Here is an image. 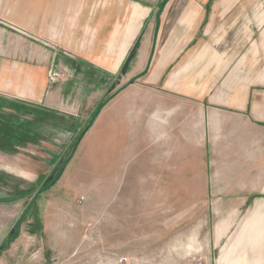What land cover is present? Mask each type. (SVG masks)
Returning <instances> with one entry per match:
<instances>
[{
	"label": "crops",
	"instance_id": "0c3cea01",
	"mask_svg": "<svg viewBox=\"0 0 264 264\" xmlns=\"http://www.w3.org/2000/svg\"><path fill=\"white\" fill-rule=\"evenodd\" d=\"M102 3L60 0L50 16L0 0V149L47 163L56 114L66 133L86 126L64 172L104 180L108 195H188L200 180L196 194L264 196V11ZM253 239L259 264L264 237Z\"/></svg>",
	"mask_w": 264,
	"mask_h": 264
},
{
	"label": "rangeland",
	"instance_id": "374dc122",
	"mask_svg": "<svg viewBox=\"0 0 264 264\" xmlns=\"http://www.w3.org/2000/svg\"><path fill=\"white\" fill-rule=\"evenodd\" d=\"M102 1L79 0V5L100 9ZM191 1L181 13L264 11V0ZM32 2L50 16L60 13V0ZM58 117L50 118V145L34 150L45 153L47 163L26 158L24 148L0 149V198L33 187L39 191L31 206L30 199L0 204V264H248L249 242L264 237L262 195H200L196 192L206 181L194 180V193L188 195L111 196L104 180L81 178L65 168L55 184L42 190L40 178L57 175L85 133L84 125L69 133L60 130ZM18 220L17 235L11 237ZM260 251L258 263L264 264V247Z\"/></svg>",
	"mask_w": 264,
	"mask_h": 264
},
{
	"label": "trees",
	"instance_id": "16d2710c",
	"mask_svg": "<svg viewBox=\"0 0 264 264\" xmlns=\"http://www.w3.org/2000/svg\"><path fill=\"white\" fill-rule=\"evenodd\" d=\"M2 133H0V134H2ZM3 134L7 135L6 132L3 133ZM0 139H1V141L6 142L8 144V142L6 141V138L3 137V135L0 137ZM2 148L4 149L5 147H2ZM65 165H66L65 163L62 164V166L58 170L57 175L56 174L54 175V174L51 173L52 175L50 174L47 177H41L40 178L41 189L42 190H43V188H45L47 186H50V185H53V184L56 183V181L60 178V176H61V174H62V172H63V170L65 168ZM43 183L45 185H43ZM38 193H39V191L36 190V189H34V187H33V188L29 189L27 192H25L22 195H17V196H13V197H3V198H0V204H14L16 201H19V200H23V199L24 200H28V199H30L31 200L30 201L31 203L29 204V206H31L32 204H34V200L38 197ZM25 211H26V209H25ZM19 225H20V222L18 220V222L15 225V228L13 227L14 229L10 233V236L11 237H16L17 232H18Z\"/></svg>",
	"mask_w": 264,
	"mask_h": 264
}]
</instances>
